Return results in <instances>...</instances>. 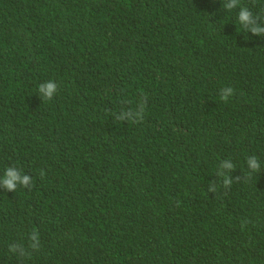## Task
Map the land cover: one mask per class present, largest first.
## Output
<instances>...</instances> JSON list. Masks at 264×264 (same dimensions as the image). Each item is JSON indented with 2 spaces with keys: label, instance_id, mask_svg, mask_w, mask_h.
I'll list each match as a JSON object with an SVG mask.
<instances>
[{
  "label": "trees",
  "instance_id": "1",
  "mask_svg": "<svg viewBox=\"0 0 264 264\" xmlns=\"http://www.w3.org/2000/svg\"><path fill=\"white\" fill-rule=\"evenodd\" d=\"M230 2L0 0V177L33 180L0 186V264H264V35Z\"/></svg>",
  "mask_w": 264,
  "mask_h": 264
},
{
  "label": "clouds",
  "instance_id": "2",
  "mask_svg": "<svg viewBox=\"0 0 264 264\" xmlns=\"http://www.w3.org/2000/svg\"><path fill=\"white\" fill-rule=\"evenodd\" d=\"M239 7V11L237 14L238 22L241 27L247 31L251 32L255 35L261 36L264 35V21L261 20L260 17L253 15V13L247 8L240 6V0H231L230 3H224L223 8L226 10H233ZM58 90V85L54 81H49L43 83L39 86V93L42 94L44 100H51ZM234 94V90L231 87L223 88L220 92V98L227 103L230 96ZM147 103V98L145 97L138 105L136 111L122 110L119 114H115V119L119 121H131L133 123L142 122L144 119L145 106ZM248 168L251 170L250 172H259L260 164L257 162L256 156H249L247 158ZM222 168L234 170V165L231 163L225 162L222 165ZM41 178L44 176V172L40 173ZM219 175L224 176L223 185L225 188H230L233 180L230 176L225 175L223 172L219 173ZM240 178L237 177L236 180ZM0 186L4 187L7 191L15 192L18 186H23L28 188L29 190L33 186L32 177L29 175L23 174L19 169L15 167H8L4 175L0 177ZM210 191H215V187L209 189ZM31 243L28 245L32 251H37L40 248V240L37 233H33L30 236ZM9 251L15 254H18L20 257L30 256L31 253L20 244H12L9 245Z\"/></svg>",
  "mask_w": 264,
  "mask_h": 264
}]
</instances>
